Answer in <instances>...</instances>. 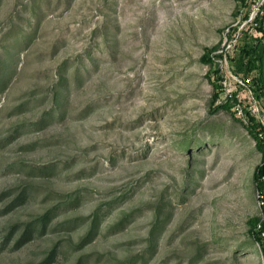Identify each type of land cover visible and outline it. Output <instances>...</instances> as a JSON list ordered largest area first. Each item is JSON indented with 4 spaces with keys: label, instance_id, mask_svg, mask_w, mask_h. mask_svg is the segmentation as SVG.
Listing matches in <instances>:
<instances>
[{
    "label": "rangeland",
    "instance_id": "1",
    "mask_svg": "<svg viewBox=\"0 0 264 264\" xmlns=\"http://www.w3.org/2000/svg\"><path fill=\"white\" fill-rule=\"evenodd\" d=\"M263 4L0 0V264H264Z\"/></svg>",
    "mask_w": 264,
    "mask_h": 264
},
{
    "label": "trees",
    "instance_id": "2",
    "mask_svg": "<svg viewBox=\"0 0 264 264\" xmlns=\"http://www.w3.org/2000/svg\"><path fill=\"white\" fill-rule=\"evenodd\" d=\"M264 4L260 8L259 12L255 14L254 20L255 23H259V28L264 32ZM247 18V17H246ZM249 37V36H248ZM244 41L240 51L236 57L232 60L231 69L232 72L236 75H242L240 79L246 81L249 79L250 74L253 69L258 68L260 70L259 80L262 82V85L258 87L260 92L256 94L255 98L260 99L264 105V85H263V71H264V41L262 38L253 37L252 39H247ZM252 90V93L255 94L256 90ZM246 117L248 118V127L250 132L258 141V147L263 152V162L258 167L255 172V180L258 190L264 194V123L261 122L255 114L250 110L244 107ZM261 230H258V238L264 243V235L262 236V231H264V221L260 223Z\"/></svg>",
    "mask_w": 264,
    "mask_h": 264
},
{
    "label": "built area",
    "instance_id": "3",
    "mask_svg": "<svg viewBox=\"0 0 264 264\" xmlns=\"http://www.w3.org/2000/svg\"><path fill=\"white\" fill-rule=\"evenodd\" d=\"M253 19V18H252ZM230 46V45H229ZM231 75L233 76V74L231 73ZM237 78V77H236ZM237 81L238 82H240L242 85H244L245 87H247V91H249L251 94H253L252 93V90H251V88L248 86V84H247V82L246 81H248V80H246V81H244V80H242V79H238L237 78ZM242 111H243V108L242 107H240L239 108V112H241L242 113ZM259 229L261 230V225L259 224ZM262 234L264 235V231H262Z\"/></svg>",
    "mask_w": 264,
    "mask_h": 264
}]
</instances>
